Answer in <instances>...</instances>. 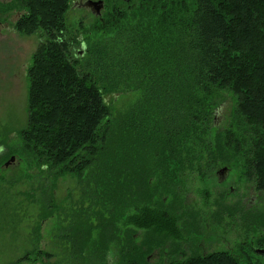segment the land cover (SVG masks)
Segmentation results:
<instances>
[{
  "label": "trees",
  "instance_id": "trees-1",
  "mask_svg": "<svg viewBox=\"0 0 264 264\" xmlns=\"http://www.w3.org/2000/svg\"><path fill=\"white\" fill-rule=\"evenodd\" d=\"M19 1L17 29L41 34L28 69L23 151L59 174L82 179L88 171L101 204L111 206L97 239L89 231L80 250L98 245L108 256L118 232L115 210L126 211L130 194L136 210L146 211L133 214V224L159 231L154 182L184 162L174 154L207 153L199 161L216 168L231 161L225 155L236 142L247 178L264 192V0H142L130 13L115 8L98 39L87 33L88 43L67 22L72 0ZM120 85L143 94L115 119L105 96ZM224 90L235 96L240 138L231 132L208 141L213 100ZM128 245L125 264L148 262L143 243ZM179 264L243 263L227 250Z\"/></svg>",
  "mask_w": 264,
  "mask_h": 264
},
{
  "label": "rangeland",
  "instance_id": "rangeland-1",
  "mask_svg": "<svg viewBox=\"0 0 264 264\" xmlns=\"http://www.w3.org/2000/svg\"><path fill=\"white\" fill-rule=\"evenodd\" d=\"M76 1H71L67 22L88 43L87 33L92 40L98 39L115 8L130 13L142 0H104L101 16L78 8ZM19 3L0 0V264H125L122 248L128 250L125 244L131 240L143 243L148 261L144 264H179L223 250L240 257L243 264H264V254L258 252L264 247V192L247 178L246 156L235 147L236 142L225 155L231 161L216 168L199 161L207 153L174 154L173 158L182 157L184 162L176 170L168 169L166 175L159 174L154 182L153 205L160 207L157 212L162 217L158 232L133 224V214L137 219L146 211L139 204L136 210L130 194L126 211L122 213L121 206L115 210L118 232L108 256L98 245L79 249L78 240L81 243L89 231L97 239L100 216L111 206L101 204L88 171L82 179L75 173L59 174L38 165L23 151L21 131L29 119L28 69L41 34L17 29L22 14ZM78 49L85 47L80 44ZM142 94L141 89L125 85L107 93L112 117L131 111ZM213 101L212 130L205 138L212 141L232 132L237 140L242 121H238L235 96L224 90ZM12 156L15 160L6 166ZM224 166L230 174L219 183L217 173Z\"/></svg>",
  "mask_w": 264,
  "mask_h": 264
},
{
  "label": "water",
  "instance_id": "water-1",
  "mask_svg": "<svg viewBox=\"0 0 264 264\" xmlns=\"http://www.w3.org/2000/svg\"><path fill=\"white\" fill-rule=\"evenodd\" d=\"M126 1H130V0H126ZM81 5H83L86 8L91 9V11L96 15V16H101L103 10L105 9V1L104 0H85L84 2L81 3ZM15 156H12V158L10 159V161L6 162V166H8L11 162H13L15 160ZM229 167L225 166L223 168H221L218 171V179L219 182H224L228 179L229 177ZM259 253L264 254V248H260L258 249Z\"/></svg>",
  "mask_w": 264,
  "mask_h": 264
},
{
  "label": "flooded vegetation",
  "instance_id": "flooded-vegetation-1",
  "mask_svg": "<svg viewBox=\"0 0 264 264\" xmlns=\"http://www.w3.org/2000/svg\"><path fill=\"white\" fill-rule=\"evenodd\" d=\"M85 0H79L77 3H76V5L79 7V8H81V7H84L83 5H81V3L82 2H84ZM85 9H86V7H84ZM87 10H91V9H89V8H87ZM228 180V179H227ZM218 182H219V179H218ZM224 182H226V181H224ZM224 182H222V183H224ZM219 183H221V182H219ZM223 251H227V250H223Z\"/></svg>",
  "mask_w": 264,
  "mask_h": 264
}]
</instances>
